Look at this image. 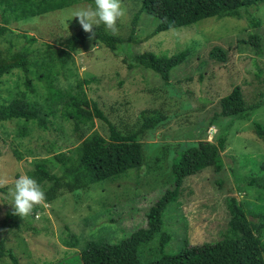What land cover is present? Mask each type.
<instances>
[{
    "label": "rangeland",
    "instance_id": "1",
    "mask_svg": "<svg viewBox=\"0 0 264 264\" xmlns=\"http://www.w3.org/2000/svg\"><path fill=\"white\" fill-rule=\"evenodd\" d=\"M89 5L80 0L12 22L10 30L0 37L4 49L28 46L31 50L35 64L29 76L36 89L28 97L43 104L49 114L48 129L29 123L25 135H21L22 124L27 123L24 120L0 122V180L7 181L0 186V227H5L6 247L12 249L19 264H82L81 251L88 241L117 242L147 225V212L172 183L178 143H215L217 136L226 131L223 173L215 175L211 168H205L185 178L177 201L165 211L162 230L172 235L165 246L169 254L186 245L217 242L230 217L226 201L229 192L250 211L258 209L255 205H264V189L247 184L258 172L264 176L259 168L264 161V139L255 133L253 124H264V102L245 119L225 117L219 107V100L235 86L241 87L249 101L264 98V3L250 8L261 19L256 29L246 19L209 17L151 37L159 20L143 12L134 27L140 42L130 47L122 43L113 51L97 40L87 39L63 67L55 64L53 83L65 97L85 90L97 102L102 116L95 117L92 132L112 139L115 129L123 133L135 131L141 125L139 114L143 109H159L167 121L143 136L141 166L76 192L63 190L52 202L36 206L27 217L13 214L9 190L14 180L21 174L29 176L34 162L41 158L48 159L53 172H60L54 156L61 152L72 154L80 144L73 124L63 115L64 103L53 104L55 113L47 110L48 90L34 72L44 71L43 63L49 58L45 53L47 43L58 45L80 28L78 18L71 19V10ZM122 5L126 16L118 22L116 35L127 37L142 0H122ZM253 31L260 36L261 55L245 42ZM23 33L34 35L37 41L26 43L20 36ZM215 45L227 51L225 61L209 56ZM186 48L190 52L181 65L172 69L169 84L147 66L155 57L170 56ZM24 79L22 69L4 75L1 97L6 99L25 90ZM87 79L90 82L85 84ZM181 149L180 146L178 151ZM261 237L264 241V229ZM139 256L143 262L160 256V233L140 248ZM0 264L14 263L10 257L2 256Z\"/></svg>",
    "mask_w": 264,
    "mask_h": 264
},
{
    "label": "trees",
    "instance_id": "2",
    "mask_svg": "<svg viewBox=\"0 0 264 264\" xmlns=\"http://www.w3.org/2000/svg\"><path fill=\"white\" fill-rule=\"evenodd\" d=\"M79 1L0 0V37L10 30L12 22L68 7ZM84 1L95 7L94 0ZM263 3L264 0H142L140 9L134 14L132 29L127 37L113 35L104 25H100L95 29L94 40L113 51H116L122 43H127L129 47L133 46L140 42L134 35V27L143 12L159 20L150 37L161 31L196 23L209 17L230 16L246 19L250 27L256 29L260 27L261 19L255 16L250 8ZM20 36L26 43L37 41L34 35L28 33ZM89 36L90 34L80 26L58 45L47 43L45 53L49 58L43 63L46 69L34 72L39 80L44 81V86L48 90L47 110L55 113L53 104L64 103L63 115L73 124V132L80 142L74 153L61 152L54 156L60 164V172H53L49 168L47 158L37 159L34 162L29 176L40 184L45 192L46 202L55 200L63 190L76 192L96 182L124 174L130 168L141 166L144 157V142L141 141L143 136L167 121V116L159 109H143L139 114L141 125L135 131L123 133L115 129L112 139L104 137L97 131L92 132L95 117L102 116L97 102L89 98L85 90L75 94L67 93L65 97L60 88L53 83V70L55 71L56 65L63 67L64 63L85 45ZM245 42L252 44L258 55L262 54L258 33L255 31L250 33ZM30 51L28 46L11 51L0 45V86L3 76L14 69H22L25 72L23 83L25 90H18L6 99L0 95V122L24 120L27 123L22 124L21 135L27 133L26 126L29 123H36L39 127L48 129L49 114L45 112L44 105L28 97V94L35 92L36 89L29 76L31 67L35 64L31 60ZM189 52L190 48H186L170 56L155 57L147 62V66L158 74L165 84H169L172 69L181 65ZM209 56L225 61L227 51L215 45L210 50ZM55 59L58 62L54 63ZM89 82L90 79L84 80L85 84ZM263 102L264 98L247 100L241 87L235 86L230 94L219 100L220 114L225 117L245 119ZM253 124L255 133L264 139V124L259 121H254ZM226 141L225 131L217 136L215 143L203 140H197L192 144L184 142L185 145L180 144L182 147L180 151H178L180 147L178 143L172 165V183L147 212V225L136 229L130 236L117 242L102 239L88 241L81 251L82 264H264V241L261 237V231L264 229V205H255L258 209L253 208L250 211L245 209L242 202L237 201L231 192L226 197L230 217L227 229L220 240L212 244L186 245L184 249L172 254L165 252L166 244L172 239L171 233L162 231L165 211L170 204L177 201L185 178L198 174L205 168H211L215 175L223 173L225 162L222 152ZM259 168L264 172V161ZM248 181L247 184H255L264 189V176H260L259 172ZM216 183L221 185L220 181ZM4 228V225L0 227V258L8 256L14 264H19L12 249L6 247ZM158 233H160V256L148 262L141 261L140 248ZM53 264L65 263L58 261Z\"/></svg>",
    "mask_w": 264,
    "mask_h": 264
},
{
    "label": "clouds",
    "instance_id": "3",
    "mask_svg": "<svg viewBox=\"0 0 264 264\" xmlns=\"http://www.w3.org/2000/svg\"><path fill=\"white\" fill-rule=\"evenodd\" d=\"M94 4L95 7L89 5L71 10V19L78 18L82 29L90 34L89 39L96 37L95 29L100 25H104L111 34H118V22L126 16L122 0H94ZM6 184V180H0V186ZM9 195L12 201L10 204L14 208L13 214L22 218L31 215L34 208L44 205L46 200L45 192L37 180L26 174H21L14 180Z\"/></svg>",
    "mask_w": 264,
    "mask_h": 264
}]
</instances>
